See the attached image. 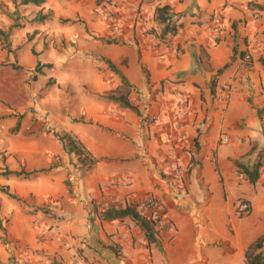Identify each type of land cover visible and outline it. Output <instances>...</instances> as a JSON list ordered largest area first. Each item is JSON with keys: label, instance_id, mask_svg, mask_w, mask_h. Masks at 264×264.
I'll use <instances>...</instances> for the list:
<instances>
[{"label": "crops", "instance_id": "0c3cea01", "mask_svg": "<svg viewBox=\"0 0 264 264\" xmlns=\"http://www.w3.org/2000/svg\"><path fill=\"white\" fill-rule=\"evenodd\" d=\"M161 5L181 22L166 43L147 32ZM263 57L264 0H0V172L30 174L0 176L19 199L0 193V264H245L264 235V174L250 184L234 161L264 153ZM122 78L140 115L103 98ZM169 161L188 166L182 182ZM150 195L169 222L156 243L100 217Z\"/></svg>", "mask_w": 264, "mask_h": 264}, {"label": "trees", "instance_id": "16d2710c", "mask_svg": "<svg viewBox=\"0 0 264 264\" xmlns=\"http://www.w3.org/2000/svg\"><path fill=\"white\" fill-rule=\"evenodd\" d=\"M148 1V0H147ZM23 4H33L36 6H39L43 3V0H22ZM51 13L47 14H38L35 17V21L42 23L45 20H47L50 17ZM154 20L157 23V25L160 27V33L157 34L159 41L166 43V37L167 36H174L178 33V30L181 27V22H180V15L176 14L172 8H170L167 5H161L157 6L154 9ZM153 30L149 31L148 33H153L154 35L156 34ZM107 65L115 72L118 73L113 65L107 61ZM260 64L264 70V57L261 58ZM40 66L38 64L37 70H39ZM212 88L214 86V81L211 83ZM129 84L122 78V85L118 87L117 89L105 94L103 98L114 101L119 106L123 108H131L133 109L138 115H140L139 110L133 106L129 100ZM19 124H17L16 129H18ZM69 135H63L59 136V140L61 141L63 148L68 152V153H73V150L69 148V146L66 145L65 141L68 138ZM77 155V153H75ZM249 156L251 155L250 153L248 154ZM260 158V156H258ZM78 159V158H77ZM244 159L242 158L241 160H236L234 161V165L237 168V173L240 175H243L246 177V180L250 184H255L258 179L261 177V171H260V159L259 161H256L254 163L251 162H245ZM79 160V159H78ZM80 162V161H79ZM193 163V158H190V163L191 167ZM20 176L24 175L25 177L30 175L25 172H11L7 169L4 171L0 172V176ZM0 193L6 195L7 197L14 199L16 201H19V199L11 194L6 187H0ZM46 212V210H45ZM101 219L106 220V221H115V220H123L125 218H129L132 221H134L139 227L143 230L145 237L147 239V242L150 243H156V235L157 231L155 230V221L148 218L147 216L141 214L140 212L137 211L136 206L128 205L125 206L124 208H112L108 209L104 212L101 213ZM0 231L4 235V228L2 226V222L0 220ZM4 241V240H3ZM245 264H264V235L259 237L254 243H252L245 251Z\"/></svg>", "mask_w": 264, "mask_h": 264}, {"label": "built area", "instance_id": "2783aa9c", "mask_svg": "<svg viewBox=\"0 0 264 264\" xmlns=\"http://www.w3.org/2000/svg\"><path fill=\"white\" fill-rule=\"evenodd\" d=\"M151 31V29H147V32ZM153 34V33H151ZM154 35V34H153ZM156 38L157 34L154 35ZM168 36L166 37V41ZM159 39V38H158ZM250 56H245V61H249ZM177 115L179 119L184 117V111L188 109L187 104L183 100H179L177 102ZM65 141L66 145L69 146L73 150V155L79 159L80 164L84 169L89 170L92 169L96 164V158L91 155L85 148L80 144L76 137L70 135ZM229 142V138L226 135H220L218 138V143L223 145ZM77 153V155L75 154ZM167 175L173 183H180L184 180L188 173V166L179 162V161H169L165 165ZM163 205L161 201L153 196H148L144 202L139 206L140 212L147 216L148 218L154 220L155 230L158 232L159 230H165L169 227V222L163 216ZM251 207L247 202L241 201L236 205L235 213L238 216H246L250 213Z\"/></svg>", "mask_w": 264, "mask_h": 264}, {"label": "rangeland", "instance_id": "374dc122", "mask_svg": "<svg viewBox=\"0 0 264 264\" xmlns=\"http://www.w3.org/2000/svg\"><path fill=\"white\" fill-rule=\"evenodd\" d=\"M50 17H51V14H50ZM50 17L48 18V19H50ZM62 44H63V42H62ZM64 45V44H63ZM43 91L44 90H40L39 92H38V96H40V95H42L43 94ZM0 92H3L4 93V95H6L7 97H9L10 96V92H8L7 90L5 91V90H1ZM24 94V93H23ZM25 95V94H24ZM24 98H25V96L24 97H22V99L24 100ZM35 113V112H34ZM45 118L46 117H40V124H44L45 125ZM37 121H38V119H37ZM38 121V122H39ZM42 122V123H41ZM43 125V126H44ZM41 126V125H40ZM42 127V126H41ZM42 128H44V127H42ZM10 135H12V134H10ZM5 150V148L0 144V155L2 156L3 154H4V151ZM258 156H261L260 158H258L257 156H256V158L255 157H252V158H250V161L249 162H251V163H254V162H256V161H259V159H260V164H261V167H260V171H261V176L264 174V153L262 154V155H258ZM238 203V202H237ZM238 216V215H237ZM246 216H248V215H246ZM246 216H238V217H240V218H244V217H246Z\"/></svg>", "mask_w": 264, "mask_h": 264}]
</instances>
